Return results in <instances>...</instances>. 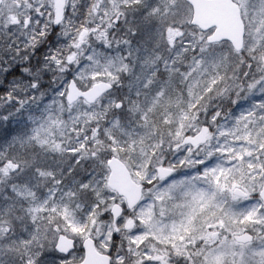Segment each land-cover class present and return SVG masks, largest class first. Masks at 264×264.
Wrapping results in <instances>:
<instances>
[{"label": "snow or ice", "instance_id": "6c2138e0", "mask_svg": "<svg viewBox=\"0 0 264 264\" xmlns=\"http://www.w3.org/2000/svg\"><path fill=\"white\" fill-rule=\"evenodd\" d=\"M0 264H264V0H0Z\"/></svg>", "mask_w": 264, "mask_h": 264}]
</instances>
